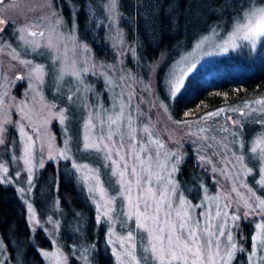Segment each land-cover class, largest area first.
I'll return each instance as SVG.
<instances>
[{
  "label": "rangeland",
  "instance_id": "rangeland-1",
  "mask_svg": "<svg viewBox=\"0 0 264 264\" xmlns=\"http://www.w3.org/2000/svg\"><path fill=\"white\" fill-rule=\"evenodd\" d=\"M235 2L216 7L214 0H190L176 19L191 31L155 57H144L139 40L121 23L119 0L114 18L110 0L0 1V15L9 23L0 31V182L21 201L28 241L41 264H96L104 251L112 264H131L127 253L138 264H156L155 237L161 230L167 237L173 226L182 240L197 232L204 264L217 251L226 256L232 245L229 264H264V205L258 207L264 157L251 151L264 134V105L254 103L264 95L172 114L187 75H247L261 62L254 52L261 38L253 47L231 32L249 6L264 2L252 1L223 19L236 10ZM218 15L223 17L192 39L196 22ZM25 61L44 66L42 82ZM61 69L80 72V80H58ZM177 82L180 91L173 96ZM189 157L194 167L182 186L178 170ZM59 176L69 192L63 190V205ZM17 242L9 253L0 235V264H38L24 251L23 236Z\"/></svg>",
  "mask_w": 264,
  "mask_h": 264
},
{
  "label": "trees",
  "instance_id": "trees-1",
  "mask_svg": "<svg viewBox=\"0 0 264 264\" xmlns=\"http://www.w3.org/2000/svg\"><path fill=\"white\" fill-rule=\"evenodd\" d=\"M227 0H214L216 7L222 5ZM233 1V0H232ZM255 1L257 3L264 0H236L238 7L236 10L229 12L227 16L224 13L223 19L239 13L248 3ZM231 2V1H230ZM190 0H119V9L121 13V23L126 26L127 33L130 37L139 40V50L144 57H155L158 51L168 48L170 45L182 41L185 38L187 29L182 28L180 17L176 19V14L184 13ZM179 10V11H178ZM221 15L211 17L206 24H197L195 32H191L194 39L202 33L213 21L221 19ZM184 19V18H183ZM179 23V28L176 24ZM80 25V23H79ZM188 42V41H187ZM261 57V62H256L254 72L247 75L220 74L213 75L205 72H195L187 75L185 85L180 93L174 99L172 111L175 117H178L180 110L190 111L192 108L207 107L218 102H228L235 99L248 97L251 95H264V38L258 41L254 51ZM230 53V52H229ZM227 55V54H226ZM187 158L178 170V178L182 186L188 184V172L193 170V165ZM49 163L47 167H49ZM49 168H46L48 172ZM187 173V174H186ZM57 194L63 205V182L61 176L58 178ZM70 184V183H69ZM73 192L74 190L70 187ZM75 188V187H74ZM75 191L76 188H75ZM71 192V191H70ZM65 193H69L65 190ZM75 193V192H74ZM24 207L11 187H6L0 182V235L5 243L15 250L19 247L18 236H23L24 251L31 252V260L41 264L40 254L37 249L31 246L28 241V226L23 218ZM25 253V252H24ZM99 253L96 257V264H112L111 257L108 253ZM110 257V258H109Z\"/></svg>",
  "mask_w": 264,
  "mask_h": 264
},
{
  "label": "snow or ice",
  "instance_id": "snow-or-ice-1",
  "mask_svg": "<svg viewBox=\"0 0 264 264\" xmlns=\"http://www.w3.org/2000/svg\"><path fill=\"white\" fill-rule=\"evenodd\" d=\"M116 4H117V0H110L109 11L110 13H112L111 18L115 17ZM0 23H7V22L0 21ZM0 31H3V29H0ZM30 35H34V33H30ZM231 37H233L234 39L247 41L253 47L256 45L257 41L260 38H264V6H255V5L249 6L248 9L243 12L242 17L233 22ZM231 46L236 47L234 40ZM24 63H27L32 67V71H31L32 78L34 80L42 82L45 76L44 66L32 65L31 61H25ZM66 75L73 76V78L77 81L80 80V72H67L64 69L60 70L57 79L63 80L64 76ZM179 91H180V82H177L172 89V95L175 96ZM73 95L74 94H70L68 96V100L70 102L73 100ZM254 103L259 105H264V100H257L254 101ZM245 107L247 108L248 105L246 104ZM223 111H224L223 109H220L217 112L207 113L206 117L204 118L217 116ZM242 115H244V113H242ZM111 123L115 124L116 121L112 120ZM144 132H148V129L145 128ZM150 143H155V142L150 141ZM90 147H93V145L85 144L86 149ZM140 150L144 151L145 149L141 148ZM258 150L261 156L264 157V134L257 136L251 148V151L253 153H256ZM25 151L26 152L30 151V146H26ZM241 159H243V157H241ZM179 162L180 160L179 158H177L176 163L179 164ZM175 170L176 169L174 168V171ZM249 171L251 172V170ZM30 182L31 181H29V183ZM159 203L162 205L164 201L161 200ZM261 205H264V200L260 201V205H258V207ZM29 211L31 212V208L29 209ZM101 216L106 217L107 212H103L97 216L98 224L101 223ZM185 216H187V213H185ZM234 219L236 218L234 217ZM32 221L35 222L34 212H32ZM137 227L143 229L144 225L141 223L138 224ZM186 227H187L186 223L180 224L181 229H185ZM126 239L132 241L134 238L132 234L129 233ZM155 239L158 241V244H154L152 246L151 258L153 261L156 262V264H176L177 261H180L181 264H186V262L189 260V257L192 258L191 264H204V256L202 255V246L200 245V237L197 235V232L194 229L189 232L188 237L184 240H182L181 237L176 236L174 226L170 228L167 237L164 236L163 230H161V234L155 237ZM229 240H231V236H229ZM258 240H260L259 234L253 237V241H258ZM85 251L87 252V249H85ZM145 251H148V249H145ZM234 252H235V245H232L231 248L227 251L226 256H221L220 252L217 251L214 254H212V256H209L208 260L210 261V264H221V262L222 264H229V262L231 261L234 255ZM42 254L45 256H51V254L47 252H43ZM254 254L255 253H253V255ZM57 255L62 261V256H60L59 253H57ZM127 255L131 257V264H138V261L136 260V256L134 253H127ZM215 257H219V259H215ZM82 258L86 259V256H83L82 254Z\"/></svg>",
  "mask_w": 264,
  "mask_h": 264
},
{
  "label": "flooded vegetation",
  "instance_id": "flooded-vegetation-1",
  "mask_svg": "<svg viewBox=\"0 0 264 264\" xmlns=\"http://www.w3.org/2000/svg\"><path fill=\"white\" fill-rule=\"evenodd\" d=\"M1 1V0H0ZM0 21H3V22H7V23H0V29H3V32H6L7 31V25L9 24L8 23V21L7 20H5V19H3V17L0 15ZM3 39H5V38H3ZM98 233H100V231L98 230V231H96V235H94V237H96L97 236V234ZM3 239V238H2ZM4 241V244H5V246H6V249L8 250V252L10 253V252H12V249L5 243V240H3ZM31 246H32V248L34 249V243L33 244H31ZM8 258H10V257H8Z\"/></svg>",
  "mask_w": 264,
  "mask_h": 264
},
{
  "label": "bare ground",
  "instance_id": "bare-ground-1",
  "mask_svg": "<svg viewBox=\"0 0 264 264\" xmlns=\"http://www.w3.org/2000/svg\"><path fill=\"white\" fill-rule=\"evenodd\" d=\"M81 3V2H80ZM89 16V15H88ZM84 23V22H83Z\"/></svg>",
  "mask_w": 264,
  "mask_h": 264
}]
</instances>
